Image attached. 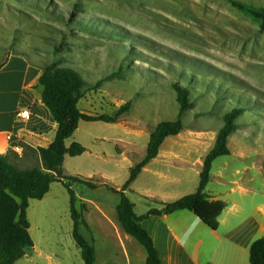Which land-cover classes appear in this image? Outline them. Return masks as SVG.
<instances>
[{
    "label": "rangeland",
    "instance_id": "obj_1",
    "mask_svg": "<svg viewBox=\"0 0 264 264\" xmlns=\"http://www.w3.org/2000/svg\"><path fill=\"white\" fill-rule=\"evenodd\" d=\"M236 1L264 7V0ZM69 14L92 23L105 21L117 31L106 30L101 24L93 25V32L71 31L58 20H66ZM59 44L58 63L83 71L87 82L78 104L81 112L113 116L130 104L115 124L81 121L65 142L67 147L78 143L85 151L77 157L65 156L63 175L97 185L95 189L78 183L71 186L76 209L80 211L85 204L88 210L84 218L89 232L81 229V233L94 246L95 264H145V251L132 238L133 249L125 256L95 205L108 216L115 215L119 195L108 187L121 189L130 169L144 157L156 125L177 118L172 85L180 83L183 76L194 74L197 83L210 81L209 85L219 90L212 96L194 82L190 87L194 107L182 115L183 131L161 146L162 155L178 164L169 171L179 177L180 192L189 195L197 190L200 164L213 147L224 113L241 102L244 112L229 137L230 155L213 162L205 193L212 197L231 187L254 190L248 196L240 197L238 191L229 195L245 207L241 217L254 204L264 202V31L235 10L229 0H0L1 52L19 54L39 64L34 53L49 62L54 55L51 47ZM128 47L136 56L130 70L103 80L126 61L121 49ZM98 82L101 84L96 87ZM37 89L41 94L39 85ZM48 137L54 135L49 133ZM161 169H168V165L148 166L155 174ZM152 173H142L132 186H146L149 198L134 191L127 195L138 216L160 209L164 202ZM219 197L229 198L225 194ZM27 220L33 248L15 264H83L72 238L69 195L61 183L53 182L43 199L29 201ZM147 221L152 220L142 221L145 229ZM226 230L221 227L219 234ZM196 237L202 238L201 245H193L192 233L186 243L189 257L195 259L197 251L205 254L206 264H249L248 255L235 258L230 246H217L212 238L198 232Z\"/></svg>",
    "mask_w": 264,
    "mask_h": 264
},
{
    "label": "trees",
    "instance_id": "obj_2",
    "mask_svg": "<svg viewBox=\"0 0 264 264\" xmlns=\"http://www.w3.org/2000/svg\"><path fill=\"white\" fill-rule=\"evenodd\" d=\"M229 3L264 31V7H254L236 0H229ZM75 10L80 11L79 9ZM58 20L71 31L93 32V25L97 24H101L103 28L111 32L117 31L115 26L108 25L105 21L94 20L92 23L91 21L77 20L73 14H69L66 20L64 18H58ZM61 48L60 44L51 47L54 55L49 62L40 58L38 53H34L42 68L38 79V85L41 88V103L47 110L50 121L56 124L55 135L50 145L37 150L41 167L22 169L11 164L6 156L0 155V264H15L25 256L28 249L33 248L27 220L29 201L43 199L53 182L61 183L69 195L72 238L81 252L83 264H95L96 261L92 242L89 243L81 233V229L89 232V226L84 218L85 206L82 205L80 211L76 209L75 194L71 186L78 183L95 189L97 185L81 178L63 175L62 166L65 156L77 157L85 151L78 143H72L67 147L65 142L72 137L81 121L115 124L124 113L129 111L130 104L123 105L113 116L89 115L81 112L78 104L84 96L87 82L83 79V71L58 63L56 58L59 57L58 53L61 52ZM121 52L126 61H122L118 71L106 76L103 80L112 79L130 70L131 60L136 58L132 47L122 48ZM194 76V74L183 76L180 83L172 85L178 108L177 118L174 121H164L156 125L150 133L144 157L130 169L129 178L122 188L117 191L108 187L119 195V203L115 209L118 223L123 232L134 239L145 251V264H162V262L152 238L142 227L143 220L186 211L196 216L207 228L216 231L219 226L218 218L226 208V204L223 202L209 201L205 194V188L210 181L213 162L217 158L230 155L229 137L236 129L237 119L244 112V105L241 102L237 103V107L230 108L224 113L223 125L216 134L213 147L203 159L199 173V185L194 193L173 202L163 203L160 209H150L142 216L135 214L134 205L125 194L142 170L157 157L163 142L169 137H176L183 131L182 115L194 107L190 95L191 85L198 81ZM202 83L199 81L197 84L209 91L212 96L217 93L216 90H219L214 85H209L210 81ZM100 84L98 82L96 87ZM234 103L236 104V102ZM262 168L264 169V159ZM249 264H264V237L251 244Z\"/></svg>",
    "mask_w": 264,
    "mask_h": 264
},
{
    "label": "crops",
    "instance_id": "obj_3",
    "mask_svg": "<svg viewBox=\"0 0 264 264\" xmlns=\"http://www.w3.org/2000/svg\"><path fill=\"white\" fill-rule=\"evenodd\" d=\"M1 54L0 155L6 156L11 164L22 169L29 168L33 165L41 167V161L37 150L39 148H47L50 145L53 138L48 137V134L52 133L55 135L56 130V124L50 121L48 112L41 103V94L38 93L37 89L42 68L38 63L30 61L24 56L11 53L7 55L6 51H0V55ZM21 110L28 111V120H20L17 117V113ZM8 137L12 139V142L8 140ZM11 143L18 144L20 151L14 152L11 149ZM161 152L160 147L157 157L142 170L140 175L142 173H152L148 170L150 164L155 163L159 165L164 163V165H168V169H161V171L156 174H152L157 177V184L163 192V203H169L168 201L178 200L186 194L180 192L182 185L179 177L169 171L170 167H174L176 163L167 158L166 155H162ZM200 166L202 167V163ZM160 168H164L163 165ZM133 184L130 186L129 190L126 191V196L134 191L141 197L149 198L146 197L149 196L146 186L144 188L134 189V187H132ZM100 185L108 186L106 183H101ZM115 190L119 191L120 188L116 187ZM236 191H238L240 197L248 196L250 192H254V190L245 187H238V189L231 187L222 194L229 197V195H233ZM222 194L220 193L212 197L206 194L209 201H220L226 204L225 210L218 218L219 226L216 231H211L209 229L210 231L206 233V226L193 214L195 219H190L191 217L188 215L189 212L187 213L186 211L175 212L161 217H149V219H147L152 220L147 221L149 226L148 229L142 227L152 238L162 264H185V260L188 261L186 264H206L207 261L204 253H197L196 251L194 253V259L193 256L189 257L186 251V243L188 239H190V233L195 236L192 240L193 245H197L196 242H200L201 245L202 238L196 237L197 232L212 238L217 242V246H220V244L230 246L234 251L235 258L248 255L249 261L251 244L264 233V202L254 204L251 207L252 210L248 209L249 213L241 217L245 208L243 204L233 197L227 199L219 197V195L221 196ZM128 199L130 200L129 197ZM131 203L134 205L135 209V204L132 201ZM82 205L85 206L84 214H87L88 210L86 205ZM95 209L100 213V216H102L103 220L107 223V226L112 230L114 236L118 238V242L125 256L128 257V251L133 249V241L130 239L131 237H128L121 229L116 212L115 215L108 216L97 205H95ZM237 220H240L239 223H235L234 225V221ZM221 227L227 228V230L219 234ZM183 256L185 257L184 260L181 258Z\"/></svg>",
    "mask_w": 264,
    "mask_h": 264
},
{
    "label": "built area",
    "instance_id": "obj_4",
    "mask_svg": "<svg viewBox=\"0 0 264 264\" xmlns=\"http://www.w3.org/2000/svg\"><path fill=\"white\" fill-rule=\"evenodd\" d=\"M17 117L20 119V120H28L29 118V113L28 111L26 110H21L17 113ZM8 140L12 142V139L10 137H8ZM11 149L14 151V152H19L20 151V148H19V145L18 144H12L11 143Z\"/></svg>",
    "mask_w": 264,
    "mask_h": 264
}]
</instances>
